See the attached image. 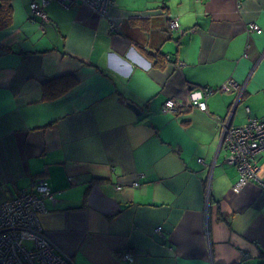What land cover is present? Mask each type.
Masks as SVG:
<instances>
[{"label": "crops", "instance_id": "obj_1", "mask_svg": "<svg viewBox=\"0 0 264 264\" xmlns=\"http://www.w3.org/2000/svg\"><path fill=\"white\" fill-rule=\"evenodd\" d=\"M9 1L0 203L44 178L42 225L74 264L264 261V186L233 191L237 171L219 144L238 94L231 125L264 119V0H114L105 16L51 1L47 21L32 0ZM61 77L72 84L46 97ZM198 87L213 89L207 111L189 103ZM257 160L264 182V149Z\"/></svg>", "mask_w": 264, "mask_h": 264}, {"label": "built area", "instance_id": "obj_2", "mask_svg": "<svg viewBox=\"0 0 264 264\" xmlns=\"http://www.w3.org/2000/svg\"><path fill=\"white\" fill-rule=\"evenodd\" d=\"M51 1H57L65 7L85 5L96 14L105 16L114 5V0H32L29 4L33 17L47 21L44 7ZM171 29H179L177 19L169 20ZM110 29L116 30L117 24L110 22ZM250 32H261V28L250 23ZM227 81L219 89L231 90L235 85ZM209 87L193 88L188 93L189 103L207 111L206 97L212 93ZM173 98L166 99L161 111L175 109ZM221 146L227 153L226 162L235 167L237 179L232 185L233 191H239L248 182H258L264 186L259 176L258 154L264 149V119L249 117L241 125L224 127L220 121ZM202 162L201 158L197 159ZM52 198V191L44 178L34 180L31 188L20 189L15 195L0 203V264H74L71 257L58 249L46 233L41 216L46 212V200ZM159 228V227H158ZM121 259L132 262L128 251L121 253Z\"/></svg>", "mask_w": 264, "mask_h": 264}, {"label": "trees", "instance_id": "obj_3", "mask_svg": "<svg viewBox=\"0 0 264 264\" xmlns=\"http://www.w3.org/2000/svg\"><path fill=\"white\" fill-rule=\"evenodd\" d=\"M11 17V5L9 0H0V27L5 26ZM152 56L154 57L155 63L161 62L162 63V57L159 55V53H153ZM73 81L69 80L68 77H61V78H54L52 81H50L48 84H46L44 87V95L50 96L52 95L53 91H56V88H66L72 84ZM54 88L53 91H48V88ZM60 90V89H59ZM52 97V96H50ZM49 97V98H50ZM258 264H264V261L258 262Z\"/></svg>", "mask_w": 264, "mask_h": 264}, {"label": "water", "instance_id": "obj_4", "mask_svg": "<svg viewBox=\"0 0 264 264\" xmlns=\"http://www.w3.org/2000/svg\"><path fill=\"white\" fill-rule=\"evenodd\" d=\"M239 96H240V95L238 94V96H237V98H236V100H235V102H234V104H233V107H232V109H231V111H230V114H229L228 118L226 119V121H225V123H224V127H228L229 125H231V124H230L231 114H232V112H233V109L235 108V106H236L237 103H238V97H239ZM222 138H223V135L220 136V141H219V144H220V145L222 144Z\"/></svg>", "mask_w": 264, "mask_h": 264}, {"label": "rangeland", "instance_id": "obj_5", "mask_svg": "<svg viewBox=\"0 0 264 264\" xmlns=\"http://www.w3.org/2000/svg\"><path fill=\"white\" fill-rule=\"evenodd\" d=\"M258 262H259V261H258V260H256V261H253V263H252V264H258Z\"/></svg>", "mask_w": 264, "mask_h": 264}]
</instances>
